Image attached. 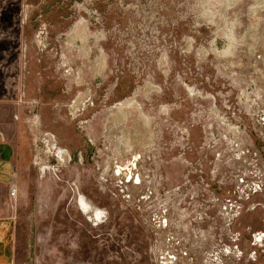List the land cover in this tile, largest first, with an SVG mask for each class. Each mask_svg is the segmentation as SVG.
I'll list each match as a JSON object with an SVG mask.
<instances>
[{
	"label": "rangeland",
	"instance_id": "obj_1",
	"mask_svg": "<svg viewBox=\"0 0 264 264\" xmlns=\"http://www.w3.org/2000/svg\"><path fill=\"white\" fill-rule=\"evenodd\" d=\"M0 165V264H264V0H0Z\"/></svg>",
	"mask_w": 264,
	"mask_h": 264
},
{
	"label": "crops",
	"instance_id": "obj_2",
	"mask_svg": "<svg viewBox=\"0 0 264 264\" xmlns=\"http://www.w3.org/2000/svg\"><path fill=\"white\" fill-rule=\"evenodd\" d=\"M7 168L8 165H0V217L8 214L9 204L12 200V197H10L12 195L11 183L3 177L8 170Z\"/></svg>",
	"mask_w": 264,
	"mask_h": 264
},
{
	"label": "built area",
	"instance_id": "obj_3",
	"mask_svg": "<svg viewBox=\"0 0 264 264\" xmlns=\"http://www.w3.org/2000/svg\"><path fill=\"white\" fill-rule=\"evenodd\" d=\"M165 222V220H162L160 224L162 226H165ZM175 261L176 257L171 251H164L159 254V262L161 264H173L175 263Z\"/></svg>",
	"mask_w": 264,
	"mask_h": 264
},
{
	"label": "bare ground",
	"instance_id": "obj_4",
	"mask_svg": "<svg viewBox=\"0 0 264 264\" xmlns=\"http://www.w3.org/2000/svg\"><path fill=\"white\" fill-rule=\"evenodd\" d=\"M86 207V206H85Z\"/></svg>",
	"mask_w": 264,
	"mask_h": 264
}]
</instances>
